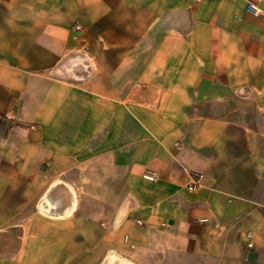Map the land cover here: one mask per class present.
I'll return each instance as SVG.
<instances>
[{"label":"crops","instance_id":"0c3cea01","mask_svg":"<svg viewBox=\"0 0 264 264\" xmlns=\"http://www.w3.org/2000/svg\"><path fill=\"white\" fill-rule=\"evenodd\" d=\"M0 264H264V0H0Z\"/></svg>","mask_w":264,"mask_h":264},{"label":"built area","instance_id":"2783aa9c","mask_svg":"<svg viewBox=\"0 0 264 264\" xmlns=\"http://www.w3.org/2000/svg\"><path fill=\"white\" fill-rule=\"evenodd\" d=\"M196 1H197V2H200L201 0H196ZM251 7H252V6H251ZM256 13H257V14H259V13H260V11H258V10H257V11H256ZM190 189H191V190H194V189H195V186H193V187H190ZM249 247H250V248H252V247H253V243H252V242L249 244Z\"/></svg>","mask_w":264,"mask_h":264}]
</instances>
